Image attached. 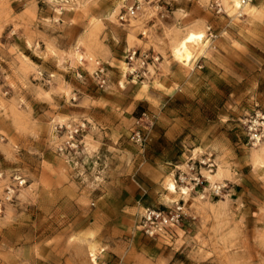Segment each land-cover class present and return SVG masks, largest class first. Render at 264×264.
Segmentation results:
<instances>
[{
    "label": "rangeland",
    "instance_id": "1",
    "mask_svg": "<svg viewBox=\"0 0 264 264\" xmlns=\"http://www.w3.org/2000/svg\"><path fill=\"white\" fill-rule=\"evenodd\" d=\"M214 1L165 0L158 12L146 6L129 26L144 34L146 40L154 37L153 46L139 52L135 49L147 55L144 65L125 59L127 65L119 64L122 72H127L128 78L132 71L130 80L138 75L134 79L137 85L145 86L139 81L145 78L142 73L153 74L149 63L166 58L180 68H190L175 59L173 47L198 23L196 32H203L204 39L191 45L192 55L198 47L201 52L203 45L224 39L215 16H226L215 14ZM36 10L62 11L56 0H0V264H264V135L253 143L246 129L255 113L264 114V52L250 47L237 79L223 71L217 74L223 80L214 76L216 72L211 77L210 91H222L228 112L220 122L222 127L217 124L212 129L216 136L209 146L212 157L205 154L209 161L204 167L220 175L225 172L226 178L205 186L197 182V175L190 174L195 169L198 172L200 164L188 163L183 157L184 168L164 179L165 194L172 192L168 186L172 183L174 195L181 199L170 202L167 196V205H136V210L135 205H127L124 232L122 226L95 218V189L107 179L95 171L97 162L85 146L86 139L91 138L89 123L75 110L76 105H92L105 95L107 81L100 86L94 71L97 64L105 68V73L110 68L95 58V49L89 48L87 55L77 50L70 43L73 33H65L60 18L40 19L34 17ZM173 11L179 15L178 23H170L162 35L154 28L149 33L148 26L155 22L161 25L163 21L166 26L164 22ZM205 11L212 17L205 18ZM232 18L238 19L231 15L229 20ZM244 36L257 39L247 32ZM88 37L95 35L89 33ZM258 37L264 44V35ZM115 39L113 52L120 55L119 32ZM219 102V97H212L207 103L212 121H219ZM82 124L78 147L63 148L68 127ZM137 131L128 140L143 147L145 142L139 145L133 138ZM160 145L163 151L170 148L162 142ZM189 147V143L184 144L185 156ZM165 166L166 171L174 169ZM193 183H197L194 190ZM219 184L224 188L214 195L212 187ZM146 186L151 190L147 197L151 202L157 186L151 182ZM109 206L99 208L113 219L115 214ZM176 206L182 207L183 216L168 236L149 237L143 233L140 223L146 209L168 212ZM108 236L127 241L121 256H103L99 241Z\"/></svg>",
    "mask_w": 264,
    "mask_h": 264
},
{
    "label": "crops",
    "instance_id": "2",
    "mask_svg": "<svg viewBox=\"0 0 264 264\" xmlns=\"http://www.w3.org/2000/svg\"><path fill=\"white\" fill-rule=\"evenodd\" d=\"M126 1L127 5H130L128 1L133 2V0H124ZM119 3L120 0H105L99 5L89 4L85 9L62 10L56 13L36 10L34 17L60 18L61 28L65 33L70 30L74 35L70 43L75 45L74 47L83 55H87L89 48L95 49L97 51L94 53L95 58L110 68L106 73L105 95L99 97V102L92 105H76L75 110L89 123L88 135L91 138L85 141L88 136L86 135L84 141L87 149L92 151L93 160L97 162L95 171L99 177L107 179L104 184H99L95 189L98 194L95 201L97 205L94 210L95 218L112 222L117 227L122 226L125 232L127 231V205H135L133 208L136 210L139 209L136 205H151V207L167 205L169 203L164 201L167 196L172 199L170 202H174L176 198L181 199L179 195H174L176 191L165 194L167 189L164 187V179L175 170L184 168L186 164H182L185 160L183 157L188 163L200 164L198 172L195 169V172L190 174L197 175V182L205 183V186L209 187L212 183L226 178L225 172L217 176L219 173L217 170H207L204 167L205 161H209L205 154L211 156L209 146L216 137L212 129L217 124L222 127L220 122L228 112L227 101L224 100L226 97L222 95V91L220 89L210 91L213 87L211 77L213 72H216L214 76L223 80L221 75H217L223 71L237 79L241 77V67L250 47L264 52V44L257 40L260 34L264 35V0H253L247 7L250 9L249 12L246 14L244 11L247 8H243L244 16L238 19L229 20L230 17L215 16L218 18L220 32L224 39L203 45L201 52L198 51V47L192 55L190 68H180L166 58L149 63L148 67L153 69V74L148 76L142 73L141 76L144 75L145 78L139 81V83L145 82V86L137 85L134 79L138 75H133L130 80L132 71L127 78V72L123 73L119 64L127 65L125 59L128 51L136 49L139 52L143 48L153 46L154 37L152 40H146L144 34L141 36L140 31L131 29L128 23L116 25L103 18L116 13ZM185 14L188 13L185 12ZM203 16L212 17L208 11H205ZM177 18L179 15L173 11L169 20L164 22L166 26L162 24L163 21L161 25L155 22L148 26L149 33L154 28L155 33L162 35L166 30L165 27L172 25L170 23H178ZM188 18L191 19V16ZM66 20L76 21V23H66ZM199 26L200 23L198 26L193 24L194 32ZM245 27H248V31H244ZM205 28L210 30V27ZM117 32L121 34L122 54L120 55L113 52L117 42L115 39ZM245 32L256 35L257 39L247 37L250 38L247 41ZM89 33L94 34L95 37L90 39ZM56 49L60 50V48ZM212 97L220 99L216 111L218 122L211 120L207 105ZM136 129L146 137L143 147L134 145L128 140L130 134ZM160 142L169 145L170 148L163 151L158 148L161 146ZM186 143L190 144L187 156L183 153ZM165 165H172L174 169H171V172L166 171ZM127 180H129V186H127ZM148 182L157 186L155 199L151 202L147 201L151 192L146 186ZM196 185L197 183H193L192 190ZM99 205H110L109 208L115 214L113 219L111 216L106 217ZM99 245L104 248L103 256L119 257L126 249L127 241L121 237L117 239L108 236L99 241Z\"/></svg>",
    "mask_w": 264,
    "mask_h": 264
},
{
    "label": "built area",
    "instance_id": "3",
    "mask_svg": "<svg viewBox=\"0 0 264 264\" xmlns=\"http://www.w3.org/2000/svg\"><path fill=\"white\" fill-rule=\"evenodd\" d=\"M22 1V0H18ZM165 0H133L132 4L126 5L122 7L117 15V21L119 23H128L137 18L140 13H143L146 6L158 12V9H161V4ZM253 0L249 3V0H243L241 7L238 9V12L234 13L232 16L237 18H241L243 15L242 8L244 4H251ZM214 12L215 14H222L226 17H230L226 11H224L223 7L219 3H214ZM242 13V14H241ZM160 17H163V14L159 11ZM151 16V15H150ZM147 55H140L137 51L132 50L128 51V55H126V62L128 63L138 62L140 65H144V61L146 60ZM95 77L98 79V83L100 86H103L106 83V73L105 68L101 65L97 64V68L94 71ZM81 127H68L65 145L63 148L67 149H76L79 145L77 136ZM247 133L249 135V139L253 141V143H257L264 135V114L261 112H257L254 116L248 120V124L246 125ZM135 142L139 145L145 142V137L141 135L139 131L135 132L133 135ZM224 185H214L212 187V193L217 195L222 191ZM183 216L182 207L176 206L174 211H162L158 209H146L144 214L142 215L140 228L143 233L149 237H164L168 236V232L171 228L175 227L181 221Z\"/></svg>",
    "mask_w": 264,
    "mask_h": 264
},
{
    "label": "bare ground",
    "instance_id": "4",
    "mask_svg": "<svg viewBox=\"0 0 264 264\" xmlns=\"http://www.w3.org/2000/svg\"><path fill=\"white\" fill-rule=\"evenodd\" d=\"M224 10L229 14L228 11H231V15H233L234 13L238 12L237 8H234L231 6L230 0H227L226 3L222 4ZM245 8V7H243ZM242 8V10H243ZM204 39V33L201 31L198 32H194V31H189L187 32V34H185V36L180 39L176 45L173 47V55L175 57L176 60L183 62L184 64H189L192 60V53H191V45L192 44H198V43H202ZM260 141V140H259ZM258 141V142H259ZM260 155V154H259ZM259 155H255V159H259ZM262 160V159H261ZM261 163V162H259ZM221 171V170H220ZM220 173H218L217 176H219ZM170 185V186H169ZM169 189L174 191L175 190V186L174 184L170 183ZM93 260V259H92Z\"/></svg>",
    "mask_w": 264,
    "mask_h": 264
},
{
    "label": "clouds",
    "instance_id": "5",
    "mask_svg": "<svg viewBox=\"0 0 264 264\" xmlns=\"http://www.w3.org/2000/svg\"><path fill=\"white\" fill-rule=\"evenodd\" d=\"M46 2H51V0H46ZM105 0H56V3H58L61 7V10L67 8L68 10H72V9H83L84 7H86L89 4L92 5H99L101 3H104ZM220 3L224 4L227 2V0H219ZM251 2V0H249V3ZM231 6L234 8H240L241 4L243 3V0H230ZM124 0H120V3L117 6V12L113 13L111 15H108L106 17H103L106 20H110L113 23H118V21L115 20V16L118 15V9L120 7H124ZM244 7L247 8L248 4H244ZM242 14V13H241ZM66 23H76V21H65ZM98 22V21H97ZM67 71V69H65ZM157 87H159V85H157ZM205 175L207 176V173H205ZM170 186V185H169ZM184 189H180V192H183ZM206 256L208 255L207 253L205 254Z\"/></svg>",
    "mask_w": 264,
    "mask_h": 264
}]
</instances>
